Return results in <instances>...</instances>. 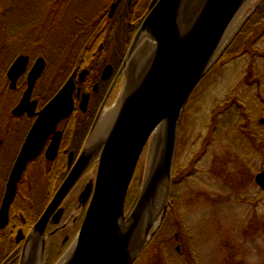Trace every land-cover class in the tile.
<instances>
[{
    "label": "water",
    "instance_id": "obj_1",
    "mask_svg": "<svg viewBox=\"0 0 264 264\" xmlns=\"http://www.w3.org/2000/svg\"><path fill=\"white\" fill-rule=\"evenodd\" d=\"M110 6V14L118 4ZM251 0H152L150 11L141 21L126 56L121 63L124 74L123 92L115 115L101 138L87 141L69 171L55 190L46 209L28 233L29 243L40 242L44 247L46 222L73 188L85 169L97 159L93 187L86 186L82 200L91 198L75 240L55 264H132L150 238L152 227L164 214L172 183V164L177 143L178 124L186 101L195 89L234 20ZM145 40L146 47L141 42ZM153 54H145L142 49ZM149 58L143 60L144 56ZM27 56H18L7 76L13 87L15 79L26 66ZM44 59L38 57L28 73V87L13 110L32 113L36 102L30 99L31 88L42 73ZM72 76L37 113V118L23 140L9 173L0 203V229L8 223L10 203L28 161L41 151L45 139L52 134L46 157L54 159L61 132L58 122L72 110ZM88 95H84L85 104ZM263 121V119H261ZM159 128L158 134H154ZM93 129V128H92ZM157 135L156 151H153ZM150 143L148 165L139 186V194L126 214L125 200L139 157ZM255 183L264 192V171L255 174ZM81 200V201H82ZM22 238V231L16 240ZM25 248V246H24ZM33 249H23L22 260L31 261Z\"/></svg>",
    "mask_w": 264,
    "mask_h": 264
},
{
    "label": "rangeland",
    "instance_id": "obj_2",
    "mask_svg": "<svg viewBox=\"0 0 264 264\" xmlns=\"http://www.w3.org/2000/svg\"><path fill=\"white\" fill-rule=\"evenodd\" d=\"M112 1L74 0L71 3L75 11H71L69 15L73 19L75 14L80 22H85L92 14L97 15L98 12H105L109 2ZM13 3L14 0H0V27ZM263 5L264 0H251L242 7L219 51L220 53L231 42L243 22L248 21V23L252 22L250 29L253 33L243 36L245 42L242 54L224 65L217 61L218 53L209 65L210 67L213 64L212 68L210 67L209 71L206 70L195 89L191 91L192 94L186 101L187 104L181 112L178 124L170 185L172 188L170 195L173 201L169 195L164 214L152 227L147 244L142 248L143 250L133 264H264V192L254 181L255 174L264 171V156L262 157L260 152L255 155L248 152L240 142L234 141L231 136L228 138L221 136L222 133H226V126L229 124H223L224 120L219 121L223 117L222 110L226 108V99L229 102H234V107L241 106L242 108L243 105L238 102V99H243L249 111L253 113L252 119L255 121L253 124L248 123L246 128L249 131L253 130L257 136H262L261 140L264 144V129H258L259 125L264 126V10L261 11ZM68 10L65 8L61 11V19L55 10L51 13L48 11L46 16H36V23L30 25L31 29L36 32L32 36L34 40L29 44L28 49H24L29 52L32 59L42 55L46 59L48 66L41 81L45 82L44 94L47 95H51L53 87L57 84V82L55 83L56 76H62L58 69L60 64L64 65L60 59L63 53L67 54L65 52L66 38L70 28V26H65L67 20L63 13L67 14ZM21 15L24 18V13ZM55 27H57L56 30ZM43 34H45L44 37ZM239 35L240 33L237 34V37ZM237 37L233 39L236 40ZM4 43L5 35L1 29L0 46ZM13 54H15L14 51L11 54H6V58L1 57L0 54V69ZM123 79L120 86H118L119 83L113 84L115 88L108 95L104 105L105 110L115 107L114 105L120 99L123 92ZM4 87V79L0 77V94ZM2 96L4 95L0 96V114L4 112L5 104L1 101ZM98 105L95 106L94 114L101 106L97 107ZM99 112L101 111H98L97 116ZM6 120H8L7 117ZM94 121L93 127L97 123L96 120ZM90 125L89 123L85 125L80 119L77 120L70 136L66 132L67 128H64L66 136L63 142L66 145L72 144L73 148L78 146L80 148L85 137V146L87 137L92 131L88 128ZM71 129L72 127L69 128V130ZM88 131L89 135H87ZM215 132L220 136H214ZM83 134L84 136H82ZM211 137L220 139L219 144L215 139L211 146L212 150L202 156V148L204 144L211 141ZM8 140L9 142L14 141L13 138ZM20 140L22 139H19V142ZM149 145L150 143L147 142L128 187L125 200L127 213L131 211L139 194V186L143 182L151 153ZM215 152H217L216 156ZM9 154L10 152H7L4 159H7ZM215 157L218 158L215 159ZM9 159L0 161V199L7 172H9L12 163V160L9 162ZM47 168H50L49 164L40 158L35 163L29 164L25 171L27 172L28 188L30 186L28 192L35 211L42 206L47 195L51 193L53 183L57 179L56 172L47 171ZM249 198L253 200L251 201ZM170 204H173L171 208ZM27 210L26 215L29 219L32 210ZM76 214L77 212L73 215V211L70 210L67 217L71 218ZM167 214H170L171 219H166ZM166 224H169L171 235L169 244L165 247V240L162 243L157 240V236H161L164 232L167 233V229L164 228ZM78 226L69 231L72 240H75ZM175 234H177V238L174 237ZM11 235L15 237V232ZM188 235H191L192 238L191 247H188ZM72 242L64 245L63 254L69 249ZM150 242H154V245ZM177 246L180 251L175 253L174 250ZM37 253L38 247L30 253L31 261L27 263L25 257L21 264H38ZM181 253L183 254L181 255ZM45 254L47 259L42 261V264H55L58 261V256H61L62 253L58 252V255L52 256L53 258L50 257L48 251ZM180 256L182 258L176 260ZM8 258L9 253L3 257V259ZM11 258L7 262H10Z\"/></svg>",
    "mask_w": 264,
    "mask_h": 264
},
{
    "label": "flooded vegetation",
    "instance_id": "obj_3",
    "mask_svg": "<svg viewBox=\"0 0 264 264\" xmlns=\"http://www.w3.org/2000/svg\"><path fill=\"white\" fill-rule=\"evenodd\" d=\"M72 1L74 0H60L56 2L57 4L61 5L62 9L68 8V6H72ZM117 0H113L112 2H109L108 9L100 13L98 12L97 15L92 14L87 21H82L80 25L77 26L76 31L79 30L83 33V38L81 41V44L78 45L80 48V51L77 52V55L73 57H62L60 60L63 61L64 65L60 64V67L58 69L59 73L62 76H56L57 84H55V87L51 95L49 96L47 94H44V87L45 82L41 81V78L44 74V72L47 69V62L46 59L43 58V56H37L36 58L32 59L30 58L29 52L25 51L24 49L29 46V42H23L22 48L23 51H17L15 52L13 47H11L10 43L5 42L2 46H0V54L1 57L6 58V54H11V52L14 51L15 54L10 57V59L7 60L5 65L0 69V77H3L4 79V85L5 87L1 90V95L3 99L1 100L4 104V112L0 114V161L1 160H8L11 161L10 169L7 178L4 182V190L2 193V197L5 191L6 182L9 176V173L12 169V166L14 164L13 161H15L18 151H20L21 146L23 144V140L25 139L28 130H30L31 126L35 122V119L37 118V113L45 106V104L59 91V89L64 85V83L72 76L74 88L72 90V110L70 114L62 118L57 126L56 130L61 132V138L60 142L57 147L56 154L54 156V159H48L46 157V149L49 146V143L52 139V134L45 139V142L43 144V147L40 151V153L31 161H28L26 164V167L19 179L18 182H16V192L14 199L12 203H10L9 208V217H8V223L5 225L7 227L8 225L11 226V229L15 232V247H18V250H20L18 253L14 254V256L11 258L12 260L9 263H17L20 264L21 258L23 254V249L26 247H30L33 249H36L38 247V253H37V259L39 260L38 264H42V261L44 262L45 259H47V255L45 254L47 251L50 254V257L58 255L57 253L60 252L63 254L62 250L64 245L70 241H73L71 235L69 234L70 230H72L74 227L79 226L81 224V220L84 217L87 205L89 203V199L91 198L92 191L87 198H82V193L86 186L88 184L93 187L96 171H97V159H95L88 168L85 169V172L80 176L78 181L75 183L73 188L69 191V193L66 195V197L63 199V201L58 206V209H61V215L58 218V221L55 222L53 220L54 213L57 211V209L51 213L48 222H46V226L44 229V247L43 251H40V242H33L29 243V240H27L28 233H30L32 226L34 223L38 220V218L42 215L44 210L46 209L47 205L49 204V201L53 197L55 190L61 183V180L64 179L67 172L69 171L70 164L72 165L75 158L79 155L84 146L85 137L83 140V143L77 147H72L71 145L64 143V138L66 136V132L70 135H72V132L70 133L69 128H73L75 126L76 121L79 119L83 121V123L86 125L89 123L90 127L89 129H92L93 122L96 120L98 121L100 114L102 110H104V105L107 101L108 95L114 90L115 86L113 84L119 83L118 86H120L121 80L123 79L124 75L123 73H120L121 63H123L125 53L129 47V44L131 42V39L136 32L137 28L141 24V21L144 19V17L147 15V13L150 11V6L152 4V0H119L118 4L114 8L112 14H110V6L113 2ZM63 2V3H61ZM61 3V4H60ZM46 12H44L47 15V12L50 11L53 12L52 9H45ZM73 12L75 10H72ZM76 15L74 14V18ZM139 17V19H138ZM81 27L80 29H78ZM1 28V27H0ZM1 30V29H0ZM125 30V31H124ZM124 31V32H123ZM74 45L77 44V37L75 36ZM27 56V62L25 66L24 72L15 79L14 86L11 87L9 80L7 76L8 69L14 62L18 56ZM38 57H41L44 59V67L42 73L39 75L38 78H36V81L31 88V94L30 99L31 101L36 102L35 109H33L32 113L30 111L25 110L20 113H15L13 110L18 106L20 103V99L23 98L25 91L28 87V80L27 76L29 71L31 70L34 62ZM59 60V59H57ZM69 63V64H67ZM67 64V65H65ZM66 66V67H63ZM66 74L64 76L63 70L66 69ZM119 81V82H118ZM47 89V87H46ZM84 95H88L85 101V104H83V97ZM99 104L97 107H99L98 116L97 113L94 114L95 106ZM106 108V107H105ZM5 113V114H4ZM97 116V117H96ZM6 117L8 120H6ZM67 128V131L65 132V129ZM90 131V130H89ZM89 131L87 135H89ZM86 135V137H87ZM10 137V138H9ZM13 138L14 141L9 142L8 139ZM19 139L20 140L19 142ZM216 138L211 137L207 144H204L203 151L201 152L202 156L207 155L212 149L211 146ZM206 140V139H205ZM217 142L220 139H216ZM7 141V143H6ZM219 144V142H218ZM9 150V151H8ZM7 152H10L7 159H4V155L7 154ZM72 153V159L70 158V154ZM217 152L214 153L216 156ZM42 159L43 161H46L50 168L52 167V162L58 160L59 162L65 163V174L56 180V182L53 185V189L51 193L47 195V198L45 199L44 203L40 208H37L35 211L32 204H31V197L28 192L30 190V186L28 188V181H27V167L31 163H35L39 159ZM218 157H215L217 159ZM70 164H69V160ZM56 164L55 166H57ZM9 166V165H8ZM45 167V164H44ZM48 167V166H47ZM49 168V169H50ZM48 169V168H47ZM135 172V170H134ZM131 184V183H130ZM2 197L0 199V203L2 200ZM82 200V201H81ZM30 211L32 210V213L30 214V227L26 230H23L22 227H20L19 221L23 220V214L22 211ZM73 211V215L77 212L75 216H72L71 218H68V212ZM126 211V210H125ZM127 213V212H126ZM15 225H18L17 228ZM4 227V228H5ZM1 228V229H4ZM21 230L22 231V238L17 241L16 240V234L17 232ZM177 234H175V238ZM25 246V248H24ZM143 250V249H142ZM141 250V251H142ZM176 251H180L179 247L177 246ZM141 253V252H140ZM139 253V255H140ZM61 254V255H62ZM138 255V256H139ZM137 256V257H138ZM136 257V258H137ZM53 258V257H52ZM51 258V259H52ZM60 255L58 256L59 260ZM135 258V259H136ZM134 259V261H135ZM133 261V262H134Z\"/></svg>",
    "mask_w": 264,
    "mask_h": 264
},
{
    "label": "trees",
    "instance_id": "obj_4",
    "mask_svg": "<svg viewBox=\"0 0 264 264\" xmlns=\"http://www.w3.org/2000/svg\"><path fill=\"white\" fill-rule=\"evenodd\" d=\"M58 1H60V0H14L13 6L11 7L10 11H8V14L4 16V21L2 22L1 28H0L4 32L5 42L10 43L11 47H13L12 49H14L15 52H17V50L23 51L22 43L23 42H27V43L29 42V44H30L31 41L34 40V38H32V36H34V34L36 32L31 29L30 25L36 23V16H40V15L46 16V14L44 13V12H46L45 9H47V10L52 9V10H55L56 14L60 15L59 19L62 18L61 17V11L63 9H62L61 5L56 3ZM61 3H63V2H61ZM70 8H72V6H68V8H66V9H69L67 14L63 13V16L67 20L65 26L66 27L70 26L69 31H68V35L66 38L65 52H67V54L64 55L65 53H63V56H62V57H65V59L69 56L74 58L77 55V52L80 51V48L78 45L81 44V41L83 38V33L80 30L78 32L76 31L77 26L81 24L80 19L78 18V16H76L75 18L73 16V19H72L71 15H69V14H71V11L75 10V8H72V9H70ZM263 10H264V5L261 8V11H263ZM257 11H258V9L256 10V12ZM22 13H24V18L21 15ZM263 18H264V15H263ZM138 19H139V17H138ZM251 24H252V22H250V23H248V21L243 22V24L240 26L239 30L235 33L233 38H236L238 33H240V35L237 37L236 40L232 38L231 42L229 44H227L225 46V48L219 53L218 59H217L218 62L225 65V63L230 62V61L238 58L242 54V48H243V45L245 42L243 36L251 33V29H250L252 26ZM245 27H247V28L244 30L243 28H245ZM56 28L57 27H55V30H56ZM80 28L81 27H79L78 29H80ZM44 35L45 34H43V37H44ZM75 36L77 37V44L74 45L73 42L75 40ZM37 40H38V37H37ZM72 48H73V50H72ZM67 64H69V63H67ZM67 64H65V65H67ZM63 67H66V66H63ZM210 67L208 68L207 71H209V69L212 68V67L211 68ZM66 70H67V68L63 70L64 76L66 74ZM238 102L243 105V108L241 106L240 107L239 106L234 107V105H235L234 102H231V101L229 102L228 99L225 100L226 108L224 110H222L223 111L222 112L223 117L219 121L224 120L223 124L228 123L229 125L226 126V130H227L226 133L225 134L222 133L221 136H224V137L226 136L227 138L229 136H231L234 141L240 142L243 145V147L248 150V152L250 151V153H252L254 155L258 154L260 152L262 154V157H263L264 156V144L262 143V140H261L262 136L259 137V135L257 136V134L254 133L253 130L249 131L246 128V126L249 125L248 123L253 124V122H255L252 119L253 113L249 111L248 106H246L247 104L245 103V101L243 99H241V98L238 99ZM222 128H224V126H222ZM258 129L263 130L264 126L259 125ZM70 131L73 132V128ZM74 131H75V129H74ZM85 132H86V130H85ZM84 134L82 136H84ZM213 135L216 137L220 136L216 132ZM56 164H58V165L55 166ZM47 171H52V172L55 171L56 175H57L56 180H58L66 172L65 163L62 161L58 163V160H56V161L52 162V167L50 169H48ZM171 189L172 188H170V194H171ZM170 199L173 201V198L171 195H170ZM249 199L251 201L253 200L251 198H249ZM172 205L173 204H170V208L172 207ZM26 212H28V211H25V210L22 211L24 221L18 219L20 227H22L23 230L28 229L31 225L30 218L28 219V215H26L27 214ZM167 216H169V217H167ZM167 216H166V219L167 218L171 219L170 214H167ZM163 224H164V220H163ZM17 226L18 225H15L16 228H17ZM164 228L167 229V233L164 232L163 234H161V236H157V240L162 242V243L165 240L164 246L165 245L167 246L169 244V241H170L171 230L169 228V224L164 225ZM13 233H14V231L11 229L10 225L5 227L4 229H0V264H6L7 261L11 257L14 256L13 253L18 251L17 249L19 248V246L17 248H15V240H14L13 235H11ZM188 241H189L188 247H191L192 246V245H190V243L192 241L191 235H188ZM151 243L152 242H150V244ZM152 244L154 245V242ZM10 251H13V252H10ZM174 252L178 253L176 251V249L174 250ZM7 253H9V258L3 259V257ZM182 254L183 253H181V255ZM181 258H182V256L177 257L176 260H179ZM185 258H187V257H185ZM185 261H187V260H185ZM177 263H179V262H177ZM188 263H189V260H188Z\"/></svg>",
    "mask_w": 264,
    "mask_h": 264
},
{
    "label": "bare ground",
    "instance_id": "obj_5",
    "mask_svg": "<svg viewBox=\"0 0 264 264\" xmlns=\"http://www.w3.org/2000/svg\"><path fill=\"white\" fill-rule=\"evenodd\" d=\"M146 43H148V42L143 40L141 42L142 47H146L147 48ZM148 50H149V52H147V50H145V49H142V51H144V53L146 55L148 53L150 55L153 54V53H151L152 52L151 48H149ZM150 55H148V57L144 56L143 60L147 61V59L149 58ZM118 102H119V100H118ZM118 102L116 103V105H114L115 107H113L111 109L109 108V109H106V110L104 109V111L101 113V115L98 116L99 119H98L95 127H93V129L91 131V134L89 135L90 136L89 140H88L89 144H93L94 142H96V139L101 138L102 135L104 134V132L108 129V126L111 124V121H112V119H113V117L115 115V112L117 110ZM158 132H159V128L156 130V132H154V134H158ZM153 140H154V144H153V147H152L153 148L152 153H155V151H156V143H157V135L154 136Z\"/></svg>",
    "mask_w": 264,
    "mask_h": 264
}]
</instances>
